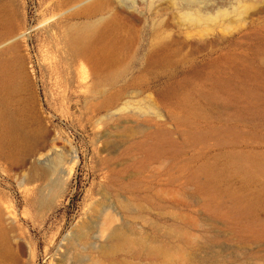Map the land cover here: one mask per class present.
<instances>
[{"label": "rangeland", "instance_id": "obj_1", "mask_svg": "<svg viewBox=\"0 0 264 264\" xmlns=\"http://www.w3.org/2000/svg\"><path fill=\"white\" fill-rule=\"evenodd\" d=\"M88 1L0 0V50L30 85L29 113L0 101L19 121L8 144L0 119L17 264H84L73 238L107 218L165 250L133 263L264 264V0H108L86 19ZM115 14L122 49L95 78L66 45Z\"/></svg>", "mask_w": 264, "mask_h": 264}, {"label": "bare ground", "instance_id": "obj_2", "mask_svg": "<svg viewBox=\"0 0 264 264\" xmlns=\"http://www.w3.org/2000/svg\"><path fill=\"white\" fill-rule=\"evenodd\" d=\"M107 1L108 0H90L87 3L81 5V8L79 7V14H82L86 19L91 18L99 12L102 5L108 4ZM117 17L118 14H115L114 17L109 18L108 20H98L96 22L84 24L82 27L71 32L70 41L67 42L66 46L68 51H70L72 54V57H74L76 60L88 63L95 78H98L101 75H107L110 72L120 50L122 49L123 42L116 37V30L120 25ZM2 36L3 32H0V37ZM24 71L23 61L16 52L14 45L4 49L3 51L0 50V101L4 105H7L9 104L10 99H18L19 104L23 109H19L17 111L22 112V110H24L29 113L30 110L27 109L28 105H25L27 107L26 110L25 106L22 105L23 98H20L22 92H28L30 86H28L26 79L27 77ZM26 100H28L27 104H29L31 99L28 97V99L26 98L24 101ZM179 103V106L184 109L183 111L192 114L193 107L188 106L189 101L186 99H181ZM180 107L179 109H181ZM0 119H2L4 123L3 132H6L8 135L6 140H8V144H12L11 133L14 131L19 121L14 117L13 112L6 116L1 115ZM73 165L74 164L72 163L71 166L66 170L61 169L60 173H63L68 177ZM110 220L111 218H107L106 221L100 222V224H98L99 226L97 227L99 230L98 232L95 231L98 233L96 237L94 235V237H91L92 234L90 235V232L93 228L88 227L85 230H79L80 232L78 231V233L75 234L76 236H74L73 239H76V241L79 242H85V244H83L85 246H83L82 250H84L88 256L86 258L84 257V264H137L130 261L139 260L142 254L149 256L158 252L164 253L165 250L162 248L150 246L143 239H140V236V238L134 236L131 228L129 229L125 227L124 224L113 226V223L111 224L113 219L111 222ZM102 237H105V240L102 243L95 244V242L98 241L86 243L89 238H98L100 241ZM80 254L82 255V253ZM119 254L124 255L130 260L127 261L123 259L118 261L116 259L117 261L114 262L112 259ZM84 255L86 256V254ZM82 258L80 257V259ZM17 263L18 258L16 253L7 242L4 232L0 230V264ZM81 263L83 264V262Z\"/></svg>", "mask_w": 264, "mask_h": 264}]
</instances>
